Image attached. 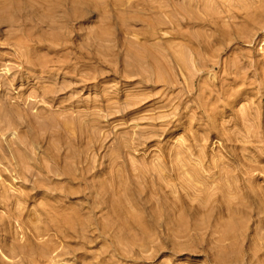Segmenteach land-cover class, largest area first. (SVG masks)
<instances>
[{
  "label": "rangeland",
  "instance_id": "1",
  "mask_svg": "<svg viewBox=\"0 0 264 264\" xmlns=\"http://www.w3.org/2000/svg\"><path fill=\"white\" fill-rule=\"evenodd\" d=\"M0 264H264V0H0Z\"/></svg>",
  "mask_w": 264,
  "mask_h": 264
},
{
  "label": "bare ground",
  "instance_id": "2",
  "mask_svg": "<svg viewBox=\"0 0 264 264\" xmlns=\"http://www.w3.org/2000/svg\"><path fill=\"white\" fill-rule=\"evenodd\" d=\"M35 189H36V188H35ZM37 192H38V191H37ZM63 208H64V207H63ZM76 212H77V211H76ZM72 213H73V212H72ZM75 215H76V214H75ZM40 216H41V215H40ZM40 219H41V218H40ZM40 219H39V220H40ZM79 219H80V218H79ZM76 220H77V219H76ZM79 221H80V220H79ZM80 224H81V223H80Z\"/></svg>",
  "mask_w": 264,
  "mask_h": 264
}]
</instances>
